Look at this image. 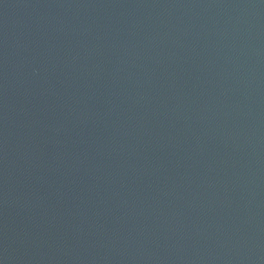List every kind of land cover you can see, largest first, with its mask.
I'll return each instance as SVG.
<instances>
[{
  "label": "water",
  "instance_id": "1",
  "mask_svg": "<svg viewBox=\"0 0 264 264\" xmlns=\"http://www.w3.org/2000/svg\"><path fill=\"white\" fill-rule=\"evenodd\" d=\"M0 264H264V0H0Z\"/></svg>",
  "mask_w": 264,
  "mask_h": 264
}]
</instances>
